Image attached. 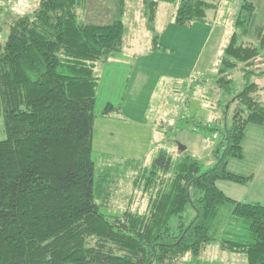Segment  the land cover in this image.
I'll use <instances>...</instances> for the list:
<instances>
[{"label": "trees", "instance_id": "trees-1", "mask_svg": "<svg viewBox=\"0 0 264 264\" xmlns=\"http://www.w3.org/2000/svg\"><path fill=\"white\" fill-rule=\"evenodd\" d=\"M81 1L38 0L12 18L0 42L6 134L0 139V264H206L200 255L213 242L244 254L248 264H264V204L237 200L218 185L250 178L230 170L228 161L243 156L247 125H264L255 81L235 95L228 125L199 122L220 133L212 165L203 168L186 148L172 153L170 140L161 139L133 179L148 194L145 210L103 211L112 208L115 178L108 169L95 174L94 105L101 68L122 46L123 21L119 15L107 23L81 21L75 11ZM238 1L216 71L206 74L223 92L231 90L232 70L264 56V24L249 31L255 4ZM143 4L152 27L156 2ZM204 6L179 0L175 22L190 24ZM152 40L156 46L157 36ZM116 109L106 102L101 114Z\"/></svg>", "mask_w": 264, "mask_h": 264}, {"label": "rangeland", "instance_id": "rangeland-1", "mask_svg": "<svg viewBox=\"0 0 264 264\" xmlns=\"http://www.w3.org/2000/svg\"><path fill=\"white\" fill-rule=\"evenodd\" d=\"M203 1L205 2L204 16L213 14V9L211 10L213 6H209L210 4L216 5L217 3V6L220 7L221 5L222 7V2H224L221 0ZM155 2L154 15L155 10L156 12L158 10L157 15L159 13L165 14L171 6L161 3L157 6V1L155 0ZM37 4L38 0H0V42L6 40L12 18L18 14L31 11ZM238 4V0H229L227 7L221 8V15L199 57L195 53L200 46V39L194 41L192 33L185 32L184 28L181 33L178 32L173 37L171 45L168 38L160 39L157 35L156 49L152 50L154 54L142 56L144 62L141 61V64L147 68L148 72L147 85H132V81H134L132 76L131 82L129 81L125 88L126 93L121 109L129 116L128 118L125 116L121 119L98 116L105 100L99 92L94 105V112L97 117L94 120L92 136L95 174L96 176L99 174V169L103 171L108 169L111 178H115V181H111L110 184L112 187V191L110 190L112 208H103L104 212L120 213L124 209L139 212L145 210L148 194L140 188H135L133 179L138 169L149 163L155 155L158 147L155 132L159 123L160 128L169 133L165 135L166 132H164L162 139L170 140L169 142L172 140L171 143H167V146L165 144L168 150L176 154L180 146H185L187 152L198 158L202 167L206 168L215 161L213 150L220 140V133L199 126V122L205 123L214 118V121L215 119L218 120L222 126L228 125L236 109L235 95L247 82L255 81L258 83L260 86L258 96L264 100L263 55L258 56L245 70L239 68L232 70L233 83L228 92H223L214 84L212 77L206 75L216 71L218 58L229 37L228 35L226 38L228 28L232 30ZM254 4H257L258 8H255L250 22V32L256 24H264V9L261 7L260 0ZM75 11L79 20L94 23H107L119 15L125 26H129L131 29L136 20L141 21L139 17L140 12H142L143 18L148 23L147 15L144 13L143 0H123L122 5H119L117 0H82L76 6ZM154 15L152 23L157 20ZM164 21L165 19L162 20V22ZM133 61L134 59H132V63ZM191 67L192 69H190ZM113 69L110 82L113 83L114 93L117 96V93L121 92L126 85L127 67L122 62H114ZM175 76H181L180 79L183 82H176ZM160 107L163 110L162 113L159 111ZM144 108L146 114L143 117ZM176 109L178 113H182L183 118L177 120L178 127L171 126L169 129L167 125L173 119L172 114ZM160 114L163 115V118L159 116ZM161 120L163 121L161 122ZM152 123H156L157 128H154ZM5 135L2 103L0 101V139L5 138ZM256 136L255 131L246 129L242 139L243 156L241 158L231 157L228 161L231 168L235 170L250 168L249 171L247 170V174H254L252 168H254V158L257 154V147L254 145ZM259 137L262 138L261 134ZM175 159L176 157H174ZM246 176H250L249 179L251 180V175ZM229 183H233L228 185H232L234 188L239 186V183L234 184L236 182L230 181ZM221 186L223 187L222 184ZM224 188L228 192L233 190L227 186ZM253 188L254 186L251 185L247 189L242 188L239 191L247 196L253 192ZM247 198L249 197L247 196ZM200 258L206 264H248L244 254L223 249L216 242L206 245Z\"/></svg>", "mask_w": 264, "mask_h": 264}, {"label": "crops", "instance_id": "crops-1", "mask_svg": "<svg viewBox=\"0 0 264 264\" xmlns=\"http://www.w3.org/2000/svg\"><path fill=\"white\" fill-rule=\"evenodd\" d=\"M156 1H157V6H159V3L167 4V5L169 4L171 6L169 7V10L165 12V14L159 13V15H157L158 10L157 12L155 10L154 18H157V20L154 23H152V27L148 26L145 19L143 18L142 12H140L142 16L140 15L139 17L141 18V21L136 20V23L134 24L132 29L129 26L126 27L124 21L122 20L123 21L122 46L120 50L110 53L108 60L101 68V72H100L101 80H100L97 97H96L98 98V94L99 92H101V96L105 99L104 100L105 102L103 101L102 105H104V103L106 102H111L114 106L117 107V109L110 110L108 114H103V115L101 114V110H100L98 113V116L102 118H116V119L120 118L121 119V118H124V116L125 118L129 117L121 109L123 105V100L125 97L124 94L126 93L125 88L127 84L129 83V81L131 82L132 76L134 78V81H132V85H142V86L147 85L146 82H147L148 72L146 70L147 68H144L142 66L141 61L144 62L142 59V56L144 54H147V56L154 54V51H152L156 49V46L154 45L153 40H152L154 35L156 36L158 35L160 39L168 38V41H170V45H171L172 43L171 41L173 40V37H175L178 32L181 33L182 29L184 28L185 32L192 33L194 41L200 39V46L198 47L195 53L196 56L199 57V55L203 51V48L207 44V41L214 29V26L218 18L221 15V11H222L221 8H223L226 0H221V2L224 1L222 2L223 3L222 7L221 5L220 7L219 5L217 6V3L216 5L210 4L209 6H213V8H211V10L213 9L212 10L213 14H209V15L206 14L204 16V12H203L200 16V18L202 19H199V20L196 19L191 24H188L186 27L185 25H179L175 22V11L178 6L179 0H156ZM252 1L253 2L257 1L258 3L259 0H252ZM260 3H261L262 9H264V0H260ZM255 5H256L255 8H258L257 4ZM163 19H165L164 22H162ZM230 32L231 30L228 28L226 38L230 34ZM132 59H134L133 63H132ZM114 62H122L125 65V67H127V72L125 74V78L127 81L126 85L124 86V89L121 90V92L117 93V96L114 93L115 87L113 83L110 82V78L113 76V72H114V69H113ZM190 69H192V67ZM161 78H163V76H161ZM174 78L176 79L175 81L178 83H180V81L183 82L180 79L181 76H178V77L175 76ZM145 110L146 109L144 108L143 117L146 114ZM159 111L160 113H162L163 110L161 109V107ZM177 113L178 111L176 109V111H174V113L172 114L173 119L170 120L167 126L169 127L177 126V120L181 118L182 116V113L181 114L180 113L177 114ZM159 116L163 118L162 114H160ZM96 117H97V114H96ZM163 120H161V122ZM152 124L154 128L155 127L157 128L156 123H152ZM159 124H158L157 131L155 132L157 146H159V144L161 143L160 140L162 139V134H163V131L160 128ZM247 128L255 131L257 134V136L255 137V144H254L255 147H257V154L254 158V165H253L254 168H252V170H254L253 172L254 174L253 175L247 174L248 173L247 170L249 171L250 168H248L247 170H235L234 168H231L230 165H228V168L242 175H251L252 176L251 180L249 179L248 180L249 183H247L248 181L246 182L247 184L239 183L240 187L238 186L236 188L232 187V185L229 186L228 184H233V183H229L230 181H227V180H220L221 182L220 183L218 182V185L222 190H224L226 194H228L229 196L237 200L256 201V202H260L264 204V125L248 124L246 129ZM259 134H261L262 136L261 139L263 140L260 139ZM221 184L223 185V187L221 186ZM234 184H237V183H234ZM251 185L254 186L253 192L249 193L247 195L249 198H247V196H245L246 194L243 192L241 193L239 190H242V188L247 189ZM224 186H227L229 189H233L232 190L233 193L228 192L224 188Z\"/></svg>", "mask_w": 264, "mask_h": 264}, {"label": "water", "instance_id": "water-1", "mask_svg": "<svg viewBox=\"0 0 264 264\" xmlns=\"http://www.w3.org/2000/svg\"><path fill=\"white\" fill-rule=\"evenodd\" d=\"M179 148H181V149H184V148H185V146H180Z\"/></svg>", "mask_w": 264, "mask_h": 264}]
</instances>
